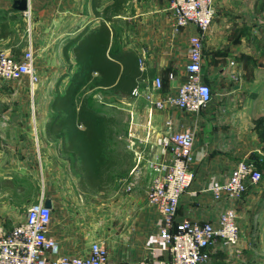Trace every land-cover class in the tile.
<instances>
[{
	"label": "crops",
	"instance_id": "obj_1",
	"mask_svg": "<svg viewBox=\"0 0 264 264\" xmlns=\"http://www.w3.org/2000/svg\"><path fill=\"white\" fill-rule=\"evenodd\" d=\"M110 1L101 0L100 7ZM170 2L124 0L122 12L113 15L112 44L134 50L145 76L135 86L139 95L103 88L93 93L107 114L115 115L117 104L122 107L130 137L123 147L132 152L131 165L106 190H82L76 171L71 173L73 181L63 178L68 174V158L60 150V139L49 138L45 132L50 111L34 118L23 110L0 112L1 227L9 230L22 221L28 207L42 196L51 200L48 234L58 242L55 256L87 255L91 242L100 241L111 259L165 262L170 250L160 237L163 217L148 202L147 190L154 164L170 157L165 145V121L170 118L173 129L188 127L193 132L194 177L179 198L175 217L215 221L234 204L241 214L244 243L248 208L256 209L264 199V175L234 202L224 195L215 198L209 187L224 181L238 160L264 157V0H215L216 12L204 35L202 56L204 79L212 87V96L201 110L168 106L149 112L143 92L152 87L156 75L162 78L159 94L175 92L185 78L188 36L197 31L192 25L173 28ZM12 3L0 0V14L12 29L0 38V50L21 58L30 45L39 85L55 86L67 68L65 42L100 19L93 12L92 0H30L28 15L12 10ZM21 40L26 45L20 46ZM69 59L74 62L71 50ZM66 81L65 77L63 85ZM38 168L42 187L36 178ZM263 208L264 204L257 208L258 215L264 214ZM209 251L210 264H228V249L220 242L211 244Z\"/></svg>",
	"mask_w": 264,
	"mask_h": 264
},
{
	"label": "built area",
	"instance_id": "obj_2",
	"mask_svg": "<svg viewBox=\"0 0 264 264\" xmlns=\"http://www.w3.org/2000/svg\"><path fill=\"white\" fill-rule=\"evenodd\" d=\"M23 10L24 13L29 11ZM172 25L174 29L192 25L196 32L188 36L185 78L172 94L161 95L162 78L153 77L152 87L143 94L148 101V111L154 108L174 106L191 112L201 110L211 99L212 87L204 79L202 56L204 35L215 15V0H171ZM28 76L31 84L38 81L35 55L30 45L21 58L0 50V78L11 80ZM172 77V74H169ZM138 87L132 94L139 95ZM35 117V111H32ZM165 142L170 157L154 164L155 171L147 190L148 202L155 206L163 217L160 237L170 250L165 262L139 259H111L107 248L100 241H92L87 255L57 253L58 242L48 234L52 206L41 198L30 205L24 219L9 230L0 226V264H210L209 246L220 242L227 251V263L235 264L242 252L240 212L236 205L222 210L215 221L175 217L179 198L191 185L194 172L191 168L193 132L190 128L173 129L170 118L166 119ZM262 179V172L251 161L238 160L228 177L213 183L209 189L215 198L222 195L234 202L243 193ZM130 186H128L129 188Z\"/></svg>",
	"mask_w": 264,
	"mask_h": 264
},
{
	"label": "trees",
	"instance_id": "obj_3",
	"mask_svg": "<svg viewBox=\"0 0 264 264\" xmlns=\"http://www.w3.org/2000/svg\"><path fill=\"white\" fill-rule=\"evenodd\" d=\"M123 3L111 0L100 7L101 0H92L93 12L100 19L95 25H85L65 42L67 68L56 80L45 122L46 135L60 139V150L70 158L79 187L89 192L106 190L132 162L131 152L118 142L115 115L105 113L92 93H82L87 87L130 95L145 76L134 50L112 44L113 15L122 12ZM11 9L17 10L13 6ZM11 33L7 17L0 14V38ZM70 50L74 62L69 59ZM65 77L67 81L60 88ZM252 159L263 177L264 157Z\"/></svg>",
	"mask_w": 264,
	"mask_h": 264
},
{
	"label": "rangeland",
	"instance_id": "obj_4",
	"mask_svg": "<svg viewBox=\"0 0 264 264\" xmlns=\"http://www.w3.org/2000/svg\"><path fill=\"white\" fill-rule=\"evenodd\" d=\"M15 41V39L14 41L11 40L13 44ZM19 45H26V40H21ZM60 88H63V82L60 84ZM54 90V85L50 87H42L39 85L38 81L34 84H31L28 76L26 75L20 79L6 80L0 78V112L3 111V113H5L12 110H23L28 111L31 114L34 110L35 115L38 116L44 112L50 111L49 100L50 96L53 95ZM96 90L97 89H89L85 87L82 93H92L93 95ZM96 97L97 96H95V98ZM114 109V114L118 121V142L121 145H125L127 142H129L130 137H128L126 134L124 110L118 104L115 105ZM32 125L35 126L36 122ZM38 169L39 170L36 178L38 181V186L42 187L43 175L40 171V168ZM66 171L68 174H66V176L63 175V178L66 177V179L73 181V176L71 173L73 174L75 169L71 165L70 158H68V168H66ZM260 203L261 204L258 205L256 209H251L250 207L248 208L249 229L245 233V241L242 244V252L240 253V256L236 258L235 264H264V214L258 215L257 213V208H261L262 204H264V199H262ZM263 210L264 208L260 211Z\"/></svg>",
	"mask_w": 264,
	"mask_h": 264
},
{
	"label": "water",
	"instance_id": "obj_5",
	"mask_svg": "<svg viewBox=\"0 0 264 264\" xmlns=\"http://www.w3.org/2000/svg\"><path fill=\"white\" fill-rule=\"evenodd\" d=\"M12 6L17 10H25L28 8V1L27 0H13ZM44 203L47 206H51V200L49 198L44 199Z\"/></svg>",
	"mask_w": 264,
	"mask_h": 264
}]
</instances>
